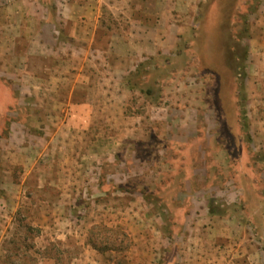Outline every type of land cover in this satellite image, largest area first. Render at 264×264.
Wrapping results in <instances>:
<instances>
[{
  "label": "rangeland",
  "instance_id": "obj_1",
  "mask_svg": "<svg viewBox=\"0 0 264 264\" xmlns=\"http://www.w3.org/2000/svg\"><path fill=\"white\" fill-rule=\"evenodd\" d=\"M57 1L0 0V264H262L264 0Z\"/></svg>",
  "mask_w": 264,
  "mask_h": 264
},
{
  "label": "crops",
  "instance_id": "obj_2",
  "mask_svg": "<svg viewBox=\"0 0 264 264\" xmlns=\"http://www.w3.org/2000/svg\"><path fill=\"white\" fill-rule=\"evenodd\" d=\"M57 2L58 1L56 0V3ZM71 5L72 4H69L68 7H71ZM212 224L214 225V230L217 231L221 230L223 232L227 230L224 227H222L219 223L212 222ZM220 251H222L221 247L220 246L216 247L215 245H212L211 247H207L204 250L196 249L194 250V253L196 255L193 256V259L190 262L183 264H244L245 259L251 260L258 253L263 252L261 248L259 250L257 247H253L251 245L245 246L241 250L240 247L236 249L233 245H230L229 251H222V252ZM226 253H228L227 256ZM223 259H224V263L222 262ZM248 264H254V262L253 263L250 262ZM262 264H264V261L262 262Z\"/></svg>",
  "mask_w": 264,
  "mask_h": 264
},
{
  "label": "trees",
  "instance_id": "obj_3",
  "mask_svg": "<svg viewBox=\"0 0 264 264\" xmlns=\"http://www.w3.org/2000/svg\"><path fill=\"white\" fill-rule=\"evenodd\" d=\"M241 115H242V120L244 121V123H246V121H247V118H246L247 117V112H246L245 102L241 105ZM209 209H210V214H214L215 213L212 207H210ZM106 240H109V239L107 238ZM90 241H92V246L94 248L99 249L101 251V249H100L101 247L98 245L97 239H95V238L92 237V239H90ZM109 241H111V240H109ZM108 243L109 244H112V242H108ZM107 247L108 248H105L106 250L107 249H109V250L115 249V247L113 248L112 245L107 246ZM103 250H104V248H103Z\"/></svg>",
  "mask_w": 264,
  "mask_h": 264
}]
</instances>
